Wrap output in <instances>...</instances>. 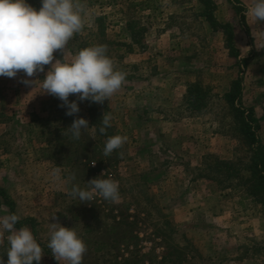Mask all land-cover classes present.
Returning a JSON list of instances; mask_svg holds the SVG:
<instances>
[{"label": "rangeland", "instance_id": "374dc122", "mask_svg": "<svg viewBox=\"0 0 264 264\" xmlns=\"http://www.w3.org/2000/svg\"><path fill=\"white\" fill-rule=\"evenodd\" d=\"M205 1L81 0L84 29L64 55L54 53L53 63L71 61L79 50L96 45L105 25L107 39L114 42L109 56L127 76L110 101H77L80 111L73 116L65 114L57 97L42 92L51 65L33 77L0 76V218L11 214L13 205L20 219H33L25 226L43 248L39 264H60L47 247L52 223L74 227L85 241L82 264H122L154 247L155 256L163 255L165 248L154 245L162 241L154 224L163 220L174 223L173 241L190 257L186 264H264L262 208L236 189L198 177L206 156H236L239 142L223 95L238 77L243 102L254 106L259 119L264 146V22L245 15L253 0H210V7ZM27 3L37 11L42 6L41 0ZM209 8L219 23L231 24L238 57L228 47V33L208 19ZM22 79L38 81L26 86ZM193 83L209 91L200 110L190 109L184 99ZM73 100L77 97L70 95ZM106 112L113 116L112 126L100 134ZM81 117L89 129L74 140L67 129ZM114 135L128 141L98 157L100 141ZM55 167L61 168L60 181L50 175ZM73 173L76 179L69 182ZM94 178L118 181L120 200L97 195L82 203L68 195L73 184L87 189ZM7 235L0 244L5 264ZM133 235L139 238L126 248Z\"/></svg>", "mask_w": 264, "mask_h": 264}, {"label": "clouds", "instance_id": "9594fccd", "mask_svg": "<svg viewBox=\"0 0 264 264\" xmlns=\"http://www.w3.org/2000/svg\"><path fill=\"white\" fill-rule=\"evenodd\" d=\"M41 5L37 11L27 0H0V76L15 78L22 72L25 77H33L44 73L45 66L51 65L41 81L42 92L62 101L59 106L67 109L68 116L79 113L77 101L98 104L110 101L121 89L127 73L117 70L114 60L107 54V45L86 47L71 61L55 59L53 63L54 53L59 51L64 55L69 41L84 29L85 4L81 0H41ZM245 15L264 22V0H253ZM37 81L22 79L20 82L36 87ZM70 95H75L77 100L69 101ZM112 120L110 112L104 113L98 129L100 134L107 133ZM88 129V120L81 117L74 119L67 131L72 139L79 140L82 131ZM127 141L126 135L108 137L103 155L110 156ZM123 155L119 152L121 158ZM50 175L54 181H60L61 168L55 167ZM75 179V173L68 177L69 182ZM68 195L82 203L93 201L97 195L113 203L121 198L119 182L111 178H94L87 182V189L73 184ZM19 220L20 216L14 213L0 218V244L5 233H9L6 237L10 245L6 251L7 264H33V261L39 264L43 248L27 226L15 227ZM52 229L47 244L52 256L60 264H82L88 249L75 228L52 223ZM0 264H5L2 256Z\"/></svg>", "mask_w": 264, "mask_h": 264}, {"label": "trees", "instance_id": "16d2710c", "mask_svg": "<svg viewBox=\"0 0 264 264\" xmlns=\"http://www.w3.org/2000/svg\"><path fill=\"white\" fill-rule=\"evenodd\" d=\"M205 2H207L209 7L211 6L210 0H206ZM238 10L240 12L241 8L238 7ZM206 14L214 26L221 27L224 32L228 33V47L232 55L238 57L239 51L234 45V33L231 24L219 23L213 16L212 8H209ZM96 20L102 21L103 18L98 17ZM97 35L102 39L100 42L96 43V45H107V47H109L114 43L110 39H107L105 25L100 27V32H98L96 36ZM109 53L108 50L107 54L109 55ZM207 96L209 97L207 88H203L199 83H193L189 85L184 99L186 103L189 104L190 109L200 110L207 106ZM223 98L226 99V103L233 118L229 127L233 131L232 135L236 137L239 142L236 149V156L232 159H221L214 155L206 156L202 165L198 167V177L207 178L225 188L236 189V191L241 192L245 198L258 204L262 208L264 216V146L261 143L258 133L260 129L259 119L255 115L254 106H247L243 102V86L240 77L233 80L231 87L224 93ZM100 142L103 143V145L101 144V147L98 145L99 149L96 151V155L98 157H103L102 149L106 141L101 140ZM0 192L3 194L4 190L0 188ZM13 213L15 214L14 206L12 205L11 214ZM147 220L151 221L149 219ZM32 221V218L20 219L15 227H24L25 224L29 225ZM135 221L138 222V220ZM130 224L134 225L133 223ZM166 226L170 228L168 233L164 228ZM174 228V223H170L169 220H163L162 223L158 221L154 224V231L162 240L161 243H154V245L165 248L163 255L160 257L155 256L154 252H152L153 249L156 248L154 247L151 249V253H149L151 256L145 253L140 256H132L130 259L127 257L122 264H147V257L150 261L148 262L149 264H186L190 257L187 254L183 255V247L173 241L174 238L172 233ZM132 238L138 239L139 236H129L125 241L127 242V245H125L126 248H130L128 243L132 242ZM193 249L191 248L190 250ZM137 252L140 251L138 250ZM131 253L133 254L134 251Z\"/></svg>", "mask_w": 264, "mask_h": 264}]
</instances>
